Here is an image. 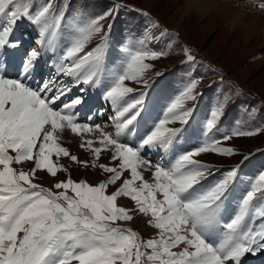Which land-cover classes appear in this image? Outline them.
Segmentation results:
<instances>
[{"label": "snow or ice", "instance_id": "obj_1", "mask_svg": "<svg viewBox=\"0 0 264 264\" xmlns=\"http://www.w3.org/2000/svg\"><path fill=\"white\" fill-rule=\"evenodd\" d=\"M58 3L59 14H55ZM69 3L0 0V264H242L248 254L264 252V205L254 207L264 201V169L250 180L238 211L223 225L221 242L214 245L205 236L239 176L241 162L252 153L223 167L215 161L202 162L201 154L231 157L236 153L233 147L222 146L225 142L264 134V127H235L220 138L208 135L228 107L241 98L239 90L229 86L218 93L201 146L179 156L170 167L153 162L141 154L142 150L171 139L187 123L195 102L203 95L200 83L205 77L197 71L204 65L188 54L183 62L185 85L163 118L139 147L121 143L116 137L136 120L144 95L122 109L120 102L138 85L149 84L144 74L153 65L146 61L166 56L159 45L165 37L170 41L171 34L158 25L152 32L145 28L138 42L140 50L131 53L123 74L104 94L113 115L102 123H94L92 116L84 120L79 108L86 104L85 97L73 90L93 81L121 10L137 9L112 0L102 15L77 28L78 35L70 46L58 60L50 61L54 73L37 82L34 73L40 58L45 50H55ZM140 14L148 16L147 12ZM24 22L37 30L29 48H25L27 35H15ZM9 50L23 53L18 63L8 58ZM163 74L157 73V78ZM79 90L84 93L86 89ZM133 109L135 114L123 119ZM261 110L258 113L255 106L248 109L253 118L260 116ZM169 114L181 126L166 127ZM103 124L114 127L115 133ZM65 128L81 137L79 147L89 154L93 167L109 174L106 179L97 185L76 181L70 166L59 162L66 157L85 168L89 165V159L81 160L62 146ZM85 134L95 135L85 139ZM102 154L107 163L100 162ZM23 163L31 165L29 170L15 167ZM42 171L53 178L59 172L68 176L53 185L59 190L54 191L34 182ZM210 179L208 187H197ZM118 181L120 185L108 193L109 186ZM120 197L129 198L134 207L118 206ZM134 212L149 216L148 223L159 230L158 238L144 240L130 227L113 226L116 221H132Z\"/></svg>", "mask_w": 264, "mask_h": 264}, {"label": "rangeland", "instance_id": "obj_2", "mask_svg": "<svg viewBox=\"0 0 264 264\" xmlns=\"http://www.w3.org/2000/svg\"><path fill=\"white\" fill-rule=\"evenodd\" d=\"M213 1L228 7L226 17H220L217 12H213L208 16H201L194 9L189 10L191 12L187 15V7L184 4V0H118L119 3L126 4L129 8H136L137 11L130 12L127 9L121 10L114 28L108 35L101 59L103 60L102 72L105 80L103 79V83H101V80L99 82L93 79L89 85H80L76 91H73L78 93V95L88 97L89 92L86 95V87H90V85L96 83L97 92L100 94L99 89L101 84L105 94L115 83L116 79L123 74L130 60L131 53L140 50L141 46L138 42L145 28L149 32H152L158 25L159 28L171 34L170 41L168 37H165V40L161 41L159 45L166 53V56L156 61H146L153 65L144 74V78L149 79V84L147 86L144 84L138 85L137 90L122 100L119 105V108L122 109L127 103L139 99L141 94L144 95L145 101L143 99V104L138 105L140 112L136 120L132 123L135 124L142 118V122L138 123L137 127L134 128H140L142 140L153 130L158 121L163 118L165 110L174 98L181 93L185 85V73L187 69L184 63L179 65L181 62L179 57H182V53H178L182 48L195 56L197 61L202 62L204 67L198 69L197 75H204L205 78L200 83V90L203 91V95L195 102L194 111L187 123L171 139L163 141L167 145L171 143V140L175 143V160L182 154L193 151L201 146L206 138V122L217 100L218 93L221 90L227 89L229 86L234 90H239L238 94L241 98L237 99L234 104L228 107L217 128L208 135L220 138L235 127L245 130L264 127V124H262L264 122V109L261 110V107L264 106V38L261 33H256L249 36L247 42L243 40V37L246 35L243 26L250 22L253 16L260 15L264 19V11L262 14L259 12V6H263L264 2L260 0H234L232 3H227V1L233 0ZM252 3L257 7L254 4L251 5ZM111 6L112 0H70L62 20L65 22L64 27L58 31L55 50H47V53L50 55L48 65L41 62V60L38 63L35 72L38 78H47L54 73V68L50 66V61L53 60L52 57L56 56V60L59 59L64 50L70 46L73 39L78 35V27L82 26L88 20L102 15ZM246 6L251 7L245 9ZM242 10L248 13H245L247 16L244 14L243 26L238 25L232 27V19L235 18L238 11L242 13ZM141 12H147L148 16H142L140 14ZM22 25L27 30H36L35 26L28 25L27 22H24L19 27H22ZM176 28H179V31H176ZM156 35L159 36L161 33L156 32ZM31 37H33L32 34ZM122 48L126 50L122 51ZM174 51L178 54L174 55ZM21 56L16 58V63L19 62ZM41 58H43V55ZM99 66L100 63L98 69ZM159 72H163L164 74L157 78V73ZM154 78L156 80L150 83ZM213 82L216 83L214 84ZM126 83L130 84L131 82ZM209 85H213V87L209 89ZM80 87H85L86 89L82 94L79 90ZM95 90L93 88V94H95ZM93 99L97 102L99 101L98 96H95ZM103 105L106 106L105 109L112 110V106L109 103L100 104L102 107ZM250 106H255L258 113L261 110L260 116L258 115L255 118L250 116L248 111ZM136 111V109H133L132 112L126 114L124 119L135 114ZM176 114L179 115V110H177ZM85 116H87L86 113ZM109 116L110 114L107 110L106 117L101 119V121L108 120ZM81 118L84 119V115H81ZM168 120L169 123L166 127L181 126L179 121L171 114H169ZM93 122L98 123V120L96 121L93 118ZM103 127L109 128L112 126L103 124ZM112 131L114 134V127H112ZM71 138L76 141L75 137ZM134 140V138L132 140L130 139V143L135 148L139 147V144ZM222 146L233 147L236 154L227 158L215 154H201V161H215L218 166L223 167L234 165L240 162L244 155L252 153L248 159L241 162L239 176L231 186L230 191L220 207V211H223L224 206H229L232 214L227 212L225 216H233L238 211L239 201L243 194L248 190L250 180L261 169H264V134H259L252 138H234L230 142H225ZM143 151H145L143 155L146 156V150L144 149ZM59 162L70 166L69 170L74 180H84L91 185H97L109 175L101 169L93 167L91 159L89 160L87 168L81 164L71 162L66 157H62ZM170 162L171 159L168 160L167 166ZM15 167L27 171L31 165L23 163L21 165H15ZM38 176L40 179L34 182L41 184L42 187L59 191L54 189L53 185L58 180L65 179L68 173L59 172L57 177L53 178L42 171L38 173ZM125 176H127V173H125ZM219 178V174H217L216 179ZM120 183L118 181L116 185L109 186L107 189L108 193L114 191ZM211 183L212 180L210 179L202 185H199L198 188H206ZM262 205H264V201L257 202L254 207H260ZM118 206H128L131 208L134 207V203L127 197H120L118 198ZM214 220L219 223V210ZM230 220L231 218L228 219V222ZM148 221L149 216H143L138 212H134L132 221H116L113 226L130 227L144 240L158 238L159 230L154 225H150ZM216 229L224 231L218 225H216ZM249 256L256 257L261 264H264V252H260L255 256L248 254L246 258H249Z\"/></svg>", "mask_w": 264, "mask_h": 264}, {"label": "bare ground", "instance_id": "obj_3", "mask_svg": "<svg viewBox=\"0 0 264 264\" xmlns=\"http://www.w3.org/2000/svg\"><path fill=\"white\" fill-rule=\"evenodd\" d=\"M184 2H185L184 3L185 6L187 7V11H186L187 15L191 12L189 10H193V9L196 10V12L201 16H208L209 14H212L213 12H217L218 15L222 18L226 17V15H227L226 10L228 7H226L224 5H220L219 3L214 2L213 0H184ZM232 2H234V0L233 1H227V3H232ZM253 4L254 3H252L251 5H253ZM263 6H261V5L259 6V9H260L259 12H261L260 14H262L264 11ZM250 7L246 6L245 9H247V8L249 9ZM255 7H257V6L255 5ZM259 12H257V13H259ZM245 13H247V12H245L243 10H242V13H240L238 11V13H236L235 18L232 19L231 26L232 27H236L238 25L243 26L242 24H243V18L246 15ZM246 18H248V17H246ZM251 19L252 20L250 22H248L246 25L243 26L245 33H246V35L243 37V40L246 42H247L249 36L256 34V33H261L262 37L264 38V19L261 18L260 15L253 16ZM178 29L179 28H176L175 30L179 31ZM25 45H26V43H25ZM27 47H29V44L27 45ZM27 47L25 46V48H27ZM17 56H18L17 51L9 50L8 58L13 62V64L15 63ZM43 56H47V50L44 51ZM93 88L94 87H92L90 89V92H92V94H93ZM93 95H95V94H93ZM88 98H91V97L88 96ZM79 109H80V112L82 114H84V116H85V113L87 114V110H88L90 115L96 121L99 120L98 123H102L101 119H104V117H106L107 110H108V109H103L104 110L103 114H101V111L98 114L97 113L99 110L98 104H96V107H95L96 110L95 111L91 110L89 108V105H88V99L86 100V104L81 105ZM94 135L95 134H85L84 138L85 139L92 138ZM141 135H142V132L140 131V128L134 129V128L128 127L126 130L122 131V133L119 134L117 139L119 142L125 143V144L133 147V145L130 143L129 140L130 139L132 140V138H134V139L136 138L139 141H141L142 140ZM71 137H75L76 141L72 140ZM134 141H136V140H134ZM80 142H81V137L76 136L75 134L71 133L70 129L67 130V128H65L63 130V132L61 133L62 146L67 147L72 154L77 155L81 160H84V159L90 160L89 154L86 153L83 149H81L79 147ZM175 148H176V145L174 142L168 143V145L165 142H160L152 148H146L145 149L147 152L146 156L148 158H150L153 162H160L163 166H167L168 160L171 159V162L168 165L170 167L175 162V153H174ZM144 152L145 151L142 150L141 154L143 155ZM170 153H172V155H170ZM100 162L101 163H107L108 162L104 158L103 154L101 155ZM145 177L150 178L149 174L147 172H145ZM227 212L229 214H232L229 206H227V205L224 206L223 211H220V209H219V223H217L214 220L213 226L210 229H206V231H205L206 238L214 245L219 244L221 242L223 236H224V231L217 230L216 225L221 226V228L224 230L223 225L228 222L229 218L232 219L234 216V215L233 216H231V215L225 216ZM220 213H222V214H220ZM158 236H159V233H158ZM242 264H256V261L253 257L249 256V259L244 258V261L242 262Z\"/></svg>", "mask_w": 264, "mask_h": 264}, {"label": "trees", "instance_id": "obj_4", "mask_svg": "<svg viewBox=\"0 0 264 264\" xmlns=\"http://www.w3.org/2000/svg\"><path fill=\"white\" fill-rule=\"evenodd\" d=\"M59 10H60V5H59V3H58V5H57V9H56V13H55V14H59Z\"/></svg>", "mask_w": 264, "mask_h": 264}]
</instances>
